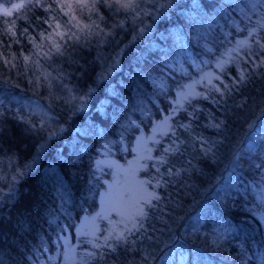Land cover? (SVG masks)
<instances>
[{"label":"snow or ice","instance_id":"1","mask_svg":"<svg viewBox=\"0 0 264 264\" xmlns=\"http://www.w3.org/2000/svg\"><path fill=\"white\" fill-rule=\"evenodd\" d=\"M226 6H234L232 12H238L241 20L237 21ZM103 7L125 13L134 12L138 8V0H21L12 3L11 7L0 5V16L3 17H13L14 13H21L26 8H39L45 13L44 16L36 18V26L31 32L29 27L18 31L16 20L13 19L5 29L7 35L0 33V80L17 74L26 75V70L34 69L40 65L41 60L66 58L75 47L103 34L100 24L93 19V16H96L103 21L104 17L99 15ZM192 8V20L196 22L197 18L203 15L201 4L192 0ZM219 8L220 19L224 21L223 25H216L220 30L219 35L212 34L211 25L207 31L196 34V43L201 47L200 54L215 58L214 71H204L200 68L201 64L207 65L209 60H200L198 63L190 54H186L181 44L176 56H172L168 50L160 49L158 45H150L154 63L148 66L147 59H144L147 71L140 68L135 73L136 79L144 86L151 87L153 94L149 95L141 84H137L139 99L132 110L150 114L147 104L152 105L157 110L156 123L151 129V135L136 139V146L132 149L135 156L127 161V166L96 161L93 168L89 164L92 173L90 179L93 182L88 187V195L93 198L100 197L101 211L95 212L91 217L90 227L86 223L75 229L78 243L87 245L89 249L84 254L85 264H118V258L122 254L143 251L141 245L145 241L152 250L141 256V264H150L151 260H159L161 264H165L172 255L170 251L164 250L167 246L165 237L171 232L176 209L183 207L181 192L184 189L190 191L194 187L190 182L193 174L205 175L204 169L193 161L219 162L220 149L225 146L231 131L229 117L243 112L253 113L258 106L256 101L249 103L250 97L244 95V90L256 79H264V0H250L244 6H241L240 0H219ZM249 12L258 14L260 18L255 26L245 25L240 28V23L244 20L251 22ZM225 27L229 31L225 32ZM232 30L245 33V37L236 40L235 45L226 48L221 55L217 42L220 45L225 42L231 44L232 41L228 37L232 36ZM143 31V28L139 29L140 33ZM24 41L30 47H27ZM13 45H20V48L10 52L9 49ZM25 51L27 54H22ZM123 54L122 50L115 52L112 57L113 70L119 67L117 58ZM142 57L143 53L137 57V66ZM185 64L199 71V79H193ZM229 68L232 71H229ZM177 76L188 77L192 82L181 83L176 79ZM103 78L102 76L101 79ZM95 91V88L90 87L80 97L79 111H84L87 100ZM173 91L175 94L169 99ZM164 101L167 106L161 108L160 103ZM107 102V99L99 102L101 111ZM201 102H207L211 108H206ZM260 105H264V96L260 98ZM201 115L207 122L201 121ZM15 118L24 123L30 133L43 134L49 140L57 135L48 127L47 122H34L30 117L19 114ZM2 119L3 113L0 112V120ZM128 123L129 126L139 127L133 125L130 120ZM255 123L258 127L249 135V151L257 147L264 149V143H258L264 141V106L261 107V114ZM248 126L253 127L252 124ZM201 128L212 130L215 136L205 135L199 131ZM2 133L3 127L0 126V134ZM38 146L42 151L45 149V145L39 141ZM240 158L237 152L232 153L231 159L224 167L227 175L221 177L224 183L217 181L213 185L216 196L213 203L225 210H243L264 226V189L261 190L259 200L253 208H247L245 205L238 208L236 201L229 199L233 169ZM82 159L83 157L76 153L61 154L58 156L59 168L49 165L45 169V184L51 182V191L56 193L55 199L60 201L59 204L54 202L47 212L46 223L52 232L63 234L75 227L68 209L69 201L66 199L65 176L75 175L76 166ZM102 165L109 171L103 172ZM255 167L264 171V158ZM97 170L104 176L111 175L112 180L102 181L101 176L97 175ZM20 175L22 176L23 172ZM2 191L0 188V192ZM221 193L224 195L221 196ZM17 195L13 192L7 197L0 196V240H8V232L4 228L10 225L11 243L14 246L32 231L28 218L30 208L24 209L23 212L17 209L15 217L12 216L11 210L4 211L5 205L14 206L18 202ZM87 199L86 196L85 202ZM206 212L207 210L201 212L192 228H197L202 219L207 220L211 212H207V215ZM62 216L67 217L66 224ZM97 220L105 221L107 226H99ZM232 231V226L227 225L223 217H220L215 223L209 224L206 234L211 232L215 237L212 243L215 247H220ZM170 238V235L167 236V239ZM61 240L66 249L63 255L68 259V254L75 249L70 246L66 235H57V243ZM50 243L51 240L45 242L40 238L39 243L30 248L26 241L23 249L14 247L13 250L19 258L18 264H48L54 259L49 256L45 260L44 253L49 250ZM257 257L261 264H264V251L249 256L241 244L237 256L232 259H238L239 264H248L249 260ZM180 259L184 260L183 252L180 253ZM0 264H7L2 249Z\"/></svg>","mask_w":264,"mask_h":264},{"label":"trees","instance_id":"2","mask_svg":"<svg viewBox=\"0 0 264 264\" xmlns=\"http://www.w3.org/2000/svg\"><path fill=\"white\" fill-rule=\"evenodd\" d=\"M17 2L21 0H11L9 4L0 0V5L11 7L12 3ZM197 2L201 4L203 15L197 18L196 22L192 20V15H194L192 2L187 3L184 0H159L156 10L150 13L144 11L141 0L138 1V5L142 8H137L134 12L125 13L109 8L101 9L99 15L104 17L100 24L103 34L90 38L89 42L82 46H77L66 58L41 60L40 65L26 70V75L17 74L0 80V101H2L0 112L3 113V119L0 120V126L3 127V133L0 134V156H4L10 168L15 164L20 165L18 174L15 175V180L19 181L18 184L16 182L15 187L18 202L14 206H5L4 211L11 210L12 216L15 217L17 209L23 212L24 209L30 208L28 218L32 229L14 246L11 243V226L4 228L8 232V240H0V249L3 250L7 264H18L19 258L13 248L23 249L25 241L29 248L38 244L40 238H43L45 242L51 240L52 243L48 245L49 250L52 249L51 245H54L53 237H57L59 232H53L54 234L51 235V230L47 228L48 224L45 220L49 208L54 202L59 204L60 201L55 199L56 193L51 191V182L45 184V169L49 165L59 168V155L76 153L83 157L76 166V174L65 176L66 199L69 201L68 209L75 226L83 216L92 213L84 214L86 209L91 211L97 208L96 197L88 195V187L93 182L90 179L92 173L89 170V164L95 168L100 146L112 142L109 154L121 161H126L133 155V142L136 135L140 133V128L133 130L131 126V129L123 132V127L128 122L123 121L116 135L114 130L127 108H131L132 104L139 99L136 85L141 82L136 79L135 73L140 68H145L147 71L144 59H147L148 66L154 63L150 54V45H158L160 49L168 50L172 56H176L182 44L186 54H190L198 63L200 60L214 58L200 54L201 47L196 43V34L207 31L211 25L212 34L219 35L220 30L216 25L224 24L219 15V0H197ZM164 3L167 7H161ZM233 7H228V11L232 12ZM232 14L235 17L239 15L238 12H232ZM44 15L45 13L39 8H26L21 13H14L13 17L0 16V33L7 35L5 29L13 19L16 20L18 31L29 27L31 32L36 26V18ZM236 19L239 21L238 17ZM141 28L144 29L142 33L139 32ZM224 31L227 32L229 29L225 27ZM229 38L233 40L231 36ZM200 43L203 44V41ZM24 44L30 47L26 41ZM224 47H226V42L223 45L217 44L219 53ZM19 48L20 45H13L9 51ZM118 50H122L124 54L117 58L119 67L113 70L112 57ZM102 52L106 55L102 54V57L98 59L95 55ZM141 53L143 57L137 66V57ZM22 54H27V52ZM107 59L110 61H105ZM205 67L203 64L200 65L203 70ZM211 67L209 66L210 69ZM185 68L192 73L193 79L199 77L200 73L195 67L185 64ZM229 71L232 69L229 68ZM102 76L103 79H101ZM176 79L181 83L191 81L188 77L177 76ZM90 87L95 88L96 91L87 100V107L84 111H79L80 97ZM141 87L145 88L149 95L153 94L151 87L143 84ZM174 94L175 91L170 94L169 98L171 99ZM244 95L250 97V104L256 101L258 106L253 113L243 112L240 115L229 117L231 131L229 139L225 141V146L220 149L219 162L193 161L198 167L204 169L205 175L193 174L190 182L194 187L190 191L184 189L181 192L183 207L176 209L171 232L165 237L167 246L164 250L172 254L165 264H239V260H234L232 257L237 256L241 244L244 245L249 256L264 251V226L257 223L243 210H225L213 203L216 199L213 185L217 181L224 183L221 177L227 175L224 167L231 159L233 152H237L241 158L233 169L229 199L235 200L238 208L240 205L253 208L259 200L261 190L264 189V171L255 167L264 158V149L257 147L249 151L248 147L249 135L258 127L255 121L261 114V107L264 106L260 105V98L264 96V79H256L244 90ZM105 99L108 102L101 111L99 102ZM201 103L206 108H211L207 102ZM160 107L166 106L160 103ZM36 109L40 111V116L31 119L34 122H47L48 127L57 133L53 139L49 140L43 134L30 133L27 126L15 118L18 114L31 117ZM151 109L150 114H146L145 118L141 119L145 120L142 125L145 131L156 123L157 110L154 107ZM129 116L136 119L141 118L135 112ZM201 121L207 122L203 115H201ZM249 124L253 127L249 128ZM199 131L207 136H215L210 129L201 128ZM129 134L131 135L126 142H121L123 136ZM38 141L45 145L43 151L38 146ZM258 143H264V141H258ZM108 171L107 168L103 169V172ZM21 172H23L22 176ZM97 175L101 176L102 181L111 178V175L104 176L100 170H97ZM15 180L7 177L0 182L2 184L0 188L4 184L6 188V184ZM223 195L221 193V196ZM86 196L88 197L87 202H85ZM205 210L211 212V215L207 220L202 219L197 228H192L197 217ZM220 217H223L227 225L232 226L233 231L220 247H215L212 243L215 237L211 232L206 234V229L209 224L215 223ZM62 220L65 224L67 223V217L62 216ZM74 228H70L69 232L73 238L72 243L77 246L75 264H85L84 254L89 249L87 245L78 243ZM169 235L171 238L167 239ZM141 247L143 251L122 254L118 258V264H141V256L152 250L147 241L143 242ZM181 252L184 254L183 261L179 259ZM150 264H161V262L151 260ZM248 264H261V261L257 257L249 260Z\"/></svg>","mask_w":264,"mask_h":264},{"label":"rangeland","instance_id":"3","mask_svg":"<svg viewBox=\"0 0 264 264\" xmlns=\"http://www.w3.org/2000/svg\"><path fill=\"white\" fill-rule=\"evenodd\" d=\"M4 1H5L7 4H9V3L11 2V0H4ZM138 1H139V0H138ZM186 2L189 3V2H192V0H187ZM240 2H241V6H244L245 4L249 3L250 0H241ZM141 4L144 6V11L150 13V12H152L153 10H156V5L159 4V0H141ZM164 6L167 7V4L164 3V4L161 5V7H164ZM138 8H142V7L138 5ZM102 9H106V10H107V7H103ZM141 11H143V9H142ZM141 11H139V13H140ZM258 11H260L259 8H258ZM85 15L87 16L88 14L85 13ZM249 15H251V22L249 23V21L244 20L243 22L240 23V28H244L245 25H248V26H250V27H251V26H255L256 21L260 18L258 14H254V13H251V12H249ZM236 17L239 18V21L241 20V18L239 17L238 14H237ZM93 19H96L97 23H99V24L102 23L101 20L98 19L97 17H93ZM237 21H238V20H237ZM232 32H233V34H232L231 38H233V40H232L233 42H232L231 44H229V43L226 42V47L222 48V50H221V52H220L221 55L224 53V51H225L226 48H231V47H233V46L235 45L236 40L244 39V37H245V33L240 32V31H238V30H232ZM180 38L182 39V37H180ZM228 39H230V38L228 37ZM217 44H219V42H217ZM75 48H76V47H75ZM186 51H188V50L186 49ZM100 52H101V51H100ZM198 52H199V51H198ZM102 54L106 55L105 52H102V53H97V55H95V56H96L98 59H100V58L102 57ZM105 61H110V60L107 59V60H105ZM214 65H215V58L209 60V63H208L207 65H205L206 67H205L204 71H214V70H215V69H214ZM209 66H212V67H211L212 69H210ZM197 79H199V77H198ZM187 83H191V81H190V82H187ZM169 99H170V98H169ZM137 103H138V99L136 100V102H134V103L132 104V107H131V108H127V110L125 111V114H124L122 120L120 121V123L118 124V126L115 127V130H114V133H115V135H116L117 129H118L119 125H120L123 121H128V122H129V120H130V121L133 122V125H139L140 133L136 135V138H135V140H134V142H133L132 149L135 148V146H136L135 141H136V139H137L138 137H141V136H143V137H147V136H149V135L152 134L151 129H152V127L155 125V123H154L153 126H152L151 128H148L147 131H145L144 128H142V125H143V123H144L145 120H141V119H142V118H145L146 114H145V113H142L141 111H133V110H132V109H133V106H134V105H137ZM146 104H147V103H146ZM161 104L164 105V106H167V102H166V101L161 102ZM147 107L149 108V110H150V112H151V111H152V109H151V108H152V105L147 104ZM133 112L139 114V116H140L141 118H140V119H136V118H134L133 116H129V115L132 114ZM260 113H261V109H260ZM260 113H259V114H260ZM38 115L40 116V111L36 109L34 115H33V113H32V115H31L30 118H36ZM128 122L125 123V126L123 127V132H124V131H127V130H129V129H131V126H129V123H128ZM124 128H125V129H124ZM135 128H137V127L132 126V129H133V130H134ZM130 135H131V134H129V135H127V136H123V141H121V142H126V139H127L128 137H130ZM120 138H121V137H120ZM121 139H122V138H121ZM124 139H125V140H124ZM106 142H107V141H106ZM111 145H113L112 142H110V143H104V144H102V147L100 146V152H99V155H98L96 161L114 162V163H117V164L122 165V166H127V161L132 160V159L134 158V156H135V152L132 151V152H133V153H132L133 155H132L131 157H129L128 159H126V161L118 160L116 157H114V156H112V155L109 154L110 146H111ZM0 152H1V151H0ZM96 161H95V162H96ZM19 167H20V165H16V164H15V165H13V166L10 168V166L7 165V161H6V159L4 158V156H3V155L0 156V182H1L2 180L6 179L7 177H8V179H10V180H14L13 177H15L16 174H18ZM102 168L104 169V168H106V167H103V165H102ZM112 171L114 172L115 169H113ZM111 180H112V176H111L110 179H107L106 182H110ZM16 182H17V184H18L19 181L15 180V181L11 182L10 184H6V185H7L6 188H5V184H4L3 187H1V188L3 189V191L0 192V196L7 197V196L11 195L13 192L16 193V188H15V187H16ZM0 185H2V184L0 183ZM102 190H103V189H102ZM102 190H101V191H102ZM96 200H97V208H96L95 210H91V211L88 210V209H86V210L84 211V214L87 213V212H92V213H90L89 215L83 216V218L77 223V225H76L75 228H74V232H75V234H76L75 229H76L77 227H79L81 224H86V223H87L88 226L90 227L91 224H90L89 222H90V220H91V217L95 215V212L101 211L100 197L97 196V197H96ZM5 206H7V205H5ZM84 214H83V215H84ZM47 218H48V217H47ZM47 218H46V219H47ZM43 221H44V220H43ZM45 221H46V220H45ZM96 223H97L99 226H101V227H105V226H107V224H106L105 221L97 220ZM42 226H43V225H42ZM46 226H47V228L49 229L48 225H46ZM50 232H51V233H50L51 235L54 234L52 231H50ZM58 235H66V236L68 237V240H69V244H70V246H71L72 248H74L75 251L72 252V253H69V254H68V255H69V258H68V259H65V256L63 255V254L65 253V251H66V249H65L64 246H63L64 242H63V240H61L60 242L57 243V241H56V238H57V237L54 236V237H53V238H54V242H53L54 245H51V247L54 249V252H52V251H46V252L44 253L45 260L47 259V257L51 256V257H53L54 259H53L52 261H49L48 264H75L76 259H77V252H76L77 246L74 245V243H72V242H73V238H72V236H71L69 230H68L67 232L63 233V234L58 233ZM53 238H52V239H53ZM135 258H136V257H135ZM42 264H43V262H42Z\"/></svg>","mask_w":264,"mask_h":264}]
</instances>
